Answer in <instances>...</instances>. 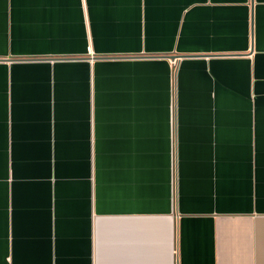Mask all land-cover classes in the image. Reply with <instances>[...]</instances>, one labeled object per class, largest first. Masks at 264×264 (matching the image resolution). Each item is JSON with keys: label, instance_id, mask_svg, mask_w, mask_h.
I'll return each mask as SVG.
<instances>
[{"label": "crops", "instance_id": "crops-1", "mask_svg": "<svg viewBox=\"0 0 264 264\" xmlns=\"http://www.w3.org/2000/svg\"><path fill=\"white\" fill-rule=\"evenodd\" d=\"M0 264H264V0H0Z\"/></svg>", "mask_w": 264, "mask_h": 264}, {"label": "water", "instance_id": "water-1", "mask_svg": "<svg viewBox=\"0 0 264 264\" xmlns=\"http://www.w3.org/2000/svg\"><path fill=\"white\" fill-rule=\"evenodd\" d=\"M170 58H171V59H174V58H175V56L171 55V56H170Z\"/></svg>", "mask_w": 264, "mask_h": 264}]
</instances>
